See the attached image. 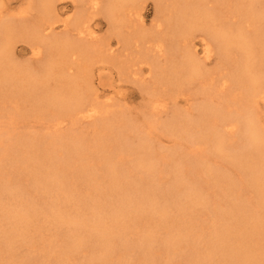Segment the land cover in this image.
I'll use <instances>...</instances> for the list:
<instances>
[{
	"label": "bare ground",
	"instance_id": "6f19581e",
	"mask_svg": "<svg viewBox=\"0 0 264 264\" xmlns=\"http://www.w3.org/2000/svg\"><path fill=\"white\" fill-rule=\"evenodd\" d=\"M151 1L148 26L146 0H23L14 14L0 3V109L13 103L9 114L22 118L28 103L33 116L79 126L55 136L59 145L34 134L0 145V166L35 189L16 190L0 172V264H72L81 254L78 264H131L139 250L141 264H264V0ZM67 5L74 11L62 17ZM98 16L108 35L94 34ZM15 40L39 66L12 59ZM95 63L136 86L144 119L115 109L120 125L100 124L89 144L80 123L103 113ZM151 131H165L171 148L137 142ZM75 198L91 206L64 210Z\"/></svg>",
	"mask_w": 264,
	"mask_h": 264
},
{
	"label": "rangeland",
	"instance_id": "374dc122",
	"mask_svg": "<svg viewBox=\"0 0 264 264\" xmlns=\"http://www.w3.org/2000/svg\"><path fill=\"white\" fill-rule=\"evenodd\" d=\"M0 1H1L0 3L4 4V5L2 4V8L4 9V7L6 6V8L9 10L8 12H11L13 14L16 12L15 10L20 9V8H17V6L23 7V4H22L23 0L22 1L21 0H0ZM69 6L70 5H67L64 7L63 11L61 12L62 17H64V14L71 15L73 13L74 10L71 11V8L69 9ZM65 11H66V13H64ZM68 12H71V13H68ZM142 12H143L142 19L144 20V25L148 26L150 24V21L153 19V4H152L151 0H146L145 6H144ZM98 17L100 20L99 23H94V25H92V30L94 31V34L97 36L108 35L106 33H109V31L107 32V30H109V27L107 26V24L103 18H101L100 16H98ZM11 41H10V43H11ZM14 43H13L14 46L12 48V50L14 49L12 51L13 52L12 53L13 54L12 59L19 64L30 63L29 61H31V59H30L31 58V51L29 49V46H27L28 44L26 42H21V41L17 42V40H15ZM9 50L11 51V49H9ZM30 64H32V66H34V65L39 66V65H36L34 63H30ZM101 66L102 65H100V63H97V64L95 63L93 65L94 70H93V74H92L91 79H92V86L96 90V94L98 96L97 99L99 101V105L101 106V108L103 110V113L101 114L102 117L96 121H93L94 126L91 123L92 121L80 123V125L84 124L81 127L84 130L83 131L84 133L82 135L88 140L89 144H92L94 142L93 141V135H94L93 132L95 131L94 128L99 127L100 124L107 122V121L113 122L114 125L119 122V121H117V117L115 114H112L113 117L111 118V116H112L111 113L114 112L115 109H117V110L121 109L124 112L126 111L130 118L134 116L133 120L136 121L137 123L139 122L138 119L140 120L139 123H141V121L143 122L142 119H144V117H142V114H141L142 111L140 112V110L142 109L141 107L143 105L142 103H144V100L142 99V98H144V96L142 97L140 95L141 93L139 92V90L136 89V86L133 85V83L131 81H129L128 78L124 79L123 77H120L121 78L120 79L116 73L115 68L108 67L107 64H104L105 67L103 66V69L101 68ZM120 80L123 81L124 83H122ZM113 97H114V102H111L113 100ZM122 100H123V102H122ZM8 104H10V105H8L5 110L0 109V140H1L0 145L1 146L5 145L10 139H12L15 134H22V135L23 134L24 135L25 134L26 135L27 134L28 135L34 134V138L37 140L38 139L39 140L40 139L45 140L48 137L52 138L54 136L52 139L59 145V139L58 138H60V137H55V136H57V135H61V136L69 135L72 132L71 129L73 127H74V129L76 128V130L79 127V126H76L77 123H75V126H72V124L68 121H64L63 124L57 125L55 122L57 120H55L54 117H52V119H49V118H45V117L39 118V117L33 116L34 113L32 110L36 109V107L34 106V109H33L32 105L28 104V103L27 104L23 103V105L25 106L26 112L24 114L21 113L22 118H20V117L13 118L11 116V114H9V113H11L13 111V110H10V107L13 108L14 104L13 103H8ZM11 104H13V105H11ZM179 105H182V104L177 103V106H179ZM139 106L141 109H139ZM35 113H41V112L35 111ZM47 114H49V115L52 114V111L47 112ZM130 115H132V116H130ZM163 116H165V115L162 114V116L159 118L162 119ZM50 117H51V115H50ZM155 117H157V116H155ZM120 123L121 122H119L117 125H120ZM92 126H93V128H92ZM148 126L149 125H147V124L142 125L141 128L143 127L144 130H146L145 128H147ZM162 132L151 131L150 133H143L144 135L139 136V138L137 139V142L140 139H142V137H143L144 138L143 143L148 144V147L151 151L156 150L159 152H163L165 150V152H166L173 145V141L170 139L169 136H167L165 131H162ZM145 134H147L149 136V139L146 138ZM132 140H135V138H133ZM51 147L52 146L50 144L49 148H51ZM35 152L39 156L37 164H41L42 160H43L44 151L36 149ZM63 152L64 151H59L58 153H63ZM59 155H61V154H59ZM56 157H58L57 154H56ZM162 163H164V162L161 161V165H162ZM1 171L3 172V175H4L3 179L4 180L6 179V177H10L12 179L11 181H8V182L12 186H14L16 188V190L18 189L21 192H23L27 195H32V197H34V191L33 190H35V189L33 188L32 183L29 181V179H26L23 175L19 174L18 172L17 173L11 172L8 162H5L4 166H3V164L0 166V172ZM102 171H103V169H97L98 173H101ZM228 172H230V171H228ZM77 185H80V184H77ZM84 188H86V187L83 185H80V187H76L77 193H80V192L82 193L85 190ZM245 193H248V192H245ZM222 199H223L222 196H219L216 201L220 202V200L222 201ZM74 202L76 203V205L72 202L62 203V207L64 208V210H70L71 208H73L75 206H78V208H80V209H84V208L91 206L90 200L75 198ZM34 205H37V207L42 209V210H46V207H48L47 204H45L42 199H35L34 198ZM225 207H226V205H225ZM145 220L149 224V219L146 218ZM143 229L144 230L140 231L139 234H137V235L133 233V235L128 236L129 239L131 238V239H134L132 241H137L138 240L137 238L139 236H142L143 233L150 230L151 227L150 228H143ZM45 230L47 233V229H45ZM43 232H44V235H46L45 231H43ZM156 234H157V238L158 237L161 238L162 231H158ZM153 246H152V248L154 249L155 246L154 247ZM31 250L33 251L34 256L37 255L39 252L38 245L35 248V250H34V248H32ZM154 252H155L154 260L158 261L159 257H162L161 256L162 254L160 252L157 253V251H155V249H154ZM16 254H17V256H20V259H21V257H23L27 254V249L22 247V246H19L18 249L16 250ZM127 255L130 256L131 264H141L143 258L145 260L147 259L145 253L140 252V250L136 251V252L131 251L130 254H127ZM81 259H82V254L77 255L75 260L72 262V264H78L79 260H81ZM31 264H34V263H31Z\"/></svg>",
	"mask_w": 264,
	"mask_h": 264
}]
</instances>
